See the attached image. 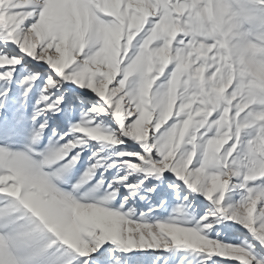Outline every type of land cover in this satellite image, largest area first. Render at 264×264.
I'll return each mask as SVG.
<instances>
[{
	"label": "snow or ice",
	"instance_id": "obj_1",
	"mask_svg": "<svg viewBox=\"0 0 264 264\" xmlns=\"http://www.w3.org/2000/svg\"><path fill=\"white\" fill-rule=\"evenodd\" d=\"M0 264H264V0H0Z\"/></svg>",
	"mask_w": 264,
	"mask_h": 264
}]
</instances>
